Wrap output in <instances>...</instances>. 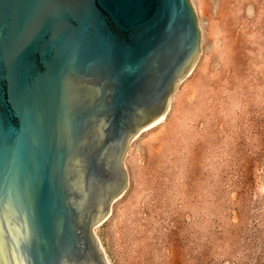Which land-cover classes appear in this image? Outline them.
<instances>
[{
    "label": "water",
    "instance_id": "95a60500",
    "mask_svg": "<svg viewBox=\"0 0 264 264\" xmlns=\"http://www.w3.org/2000/svg\"><path fill=\"white\" fill-rule=\"evenodd\" d=\"M199 51L190 0H0V264H107L129 142Z\"/></svg>",
    "mask_w": 264,
    "mask_h": 264
},
{
    "label": "rangeland",
    "instance_id": "374dc122",
    "mask_svg": "<svg viewBox=\"0 0 264 264\" xmlns=\"http://www.w3.org/2000/svg\"><path fill=\"white\" fill-rule=\"evenodd\" d=\"M200 51L93 226L107 264H264V0H190Z\"/></svg>",
    "mask_w": 264,
    "mask_h": 264
},
{
    "label": "bare ground",
    "instance_id": "6f19581e",
    "mask_svg": "<svg viewBox=\"0 0 264 264\" xmlns=\"http://www.w3.org/2000/svg\"><path fill=\"white\" fill-rule=\"evenodd\" d=\"M191 67H192V66H191ZM189 70H190V69H189ZM189 70H188V72H189ZM166 112H167V109L165 110V112H164V113H163V114H162V115H161L156 121L152 122L151 124H149L148 126L142 128V129H140L136 134H138L140 131L145 130V129H147V128L153 126V125H155L156 123L160 122V121L165 117ZM94 235H95V234H94Z\"/></svg>",
    "mask_w": 264,
    "mask_h": 264
}]
</instances>
